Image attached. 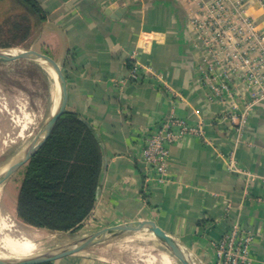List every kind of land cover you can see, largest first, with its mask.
I'll list each match as a JSON object with an SVG mask.
<instances>
[{
    "label": "crops",
    "instance_id": "obj_1",
    "mask_svg": "<svg viewBox=\"0 0 264 264\" xmlns=\"http://www.w3.org/2000/svg\"><path fill=\"white\" fill-rule=\"evenodd\" d=\"M35 1L45 18L32 45L60 66L65 110L92 125L102 149L86 221H153L193 264H215L216 242L239 226L254 237L251 264H264V98L240 126L231 115L247 97L208 99L199 80L206 53L190 18L212 0ZM243 2L264 32V0ZM131 55L144 69L139 82L127 79ZM171 116L203 133L170 146L165 178L155 183L141 160L143 139ZM75 256L56 264H112Z\"/></svg>",
    "mask_w": 264,
    "mask_h": 264
},
{
    "label": "rangeland",
    "instance_id": "obj_2",
    "mask_svg": "<svg viewBox=\"0 0 264 264\" xmlns=\"http://www.w3.org/2000/svg\"><path fill=\"white\" fill-rule=\"evenodd\" d=\"M235 2V0H227L226 9L223 12L213 8L215 0L201 1L196 13L190 18V21L200 22L202 30L197 26L196 28L200 30L201 35L209 37L211 60L217 59L215 55L222 54L221 64L230 61L232 65L235 62V59L230 58V54L234 51L220 53L226 44L219 42L221 32L218 28L223 29L224 27L220 26L221 23L226 25L230 19L232 20ZM241 3L244 9L243 0ZM244 14L247 15L245 12ZM36 19L14 0H0V51L21 48L33 49L48 55L45 50L40 51L38 45L36 47L32 45L34 38L38 36L40 26L37 25ZM250 19L253 21L252 17ZM212 21H216L215 26H208V23ZM218 22L220 24H217ZM193 28L195 30L194 26ZM215 30V37L218 39L212 40ZM195 32L199 44L208 51L198 32L196 30ZM249 48L250 45L246 42L242 50ZM43 67L46 66L27 59L0 62V168L15 162L32 143L40 139L44 125L53 111L57 98L55 80ZM239 87V93L236 96L247 97L245 87L243 85ZM23 173L24 165L5 179L0 192V214L8 224L12 225L16 233L28 230L47 235L41 239L39 253H55L73 245L86 235L104 228L91 220L84 221L77 230L72 232H51L23 222L16 213L17 194ZM161 252H166L170 256L171 264H182L160 240L140 232L114 233L67 256L80 255L88 263L99 261L112 264H147L148 260L153 259L151 264H160L158 257ZM58 260L54 262L58 263Z\"/></svg>",
    "mask_w": 264,
    "mask_h": 264
},
{
    "label": "built area",
    "instance_id": "obj_3",
    "mask_svg": "<svg viewBox=\"0 0 264 264\" xmlns=\"http://www.w3.org/2000/svg\"><path fill=\"white\" fill-rule=\"evenodd\" d=\"M226 1L215 0L213 8L224 12ZM235 1L232 20L230 19L226 25L221 23L220 26H223V29L218 27L221 32L219 42L226 44L220 53L234 51L230 54V58L235 59L234 64L230 65V61L221 64L222 54L215 55L217 59L211 60L209 37L200 34L202 30L200 22L192 20L191 23L200 35L205 48L208 49V51L205 50L204 64L199 68V80L208 90V99L233 100L239 93L240 85L247 90L246 109L239 114L232 113L231 115L234 120L239 118L240 126L244 123L248 109L264 98V33L256 27L249 15L244 14L241 0ZM215 22H209L208 26H215ZM215 32L216 30L212 40L218 39L215 37ZM246 42L250 48L242 50ZM227 59L230 60L229 57ZM143 73L144 69L135 60L134 55H131L127 79L139 82L143 78ZM187 133L202 136L203 132L201 126L191 125L183 118L171 116L145 135L140 153L141 160L152 171L155 183H161L165 178L170 146ZM228 168L235 169L233 160L229 162ZM253 239V235L241 227H231L216 242L215 264H251L250 248Z\"/></svg>",
    "mask_w": 264,
    "mask_h": 264
},
{
    "label": "trees",
    "instance_id": "obj_4",
    "mask_svg": "<svg viewBox=\"0 0 264 264\" xmlns=\"http://www.w3.org/2000/svg\"><path fill=\"white\" fill-rule=\"evenodd\" d=\"M14 2L34 15L37 25L43 22L44 13L35 0ZM102 157L92 125L76 112L63 111L47 139L24 164L17 216L51 232L77 230L94 208Z\"/></svg>",
    "mask_w": 264,
    "mask_h": 264
},
{
    "label": "water",
    "instance_id": "obj_5",
    "mask_svg": "<svg viewBox=\"0 0 264 264\" xmlns=\"http://www.w3.org/2000/svg\"><path fill=\"white\" fill-rule=\"evenodd\" d=\"M17 59H27L35 62L44 64L54 74V80L57 85V98L53 108V111L47 119L42 136L39 140L32 143L23 154L13 163L4 166L0 170V181L10 177L19 167L24 165L27 160L39 149L44 143L49 134L51 133L58 117L65 111L66 102V87L65 78L60 69V66L50 56L37 52L33 49L26 50L21 48H11L8 50L0 51V62L13 61ZM147 230L152 232L155 237L160 240L167 249L182 263V264H193L186 256L184 250L180 247L178 242L174 240L170 235L160 229L153 221H130L120 223L108 227H104L98 231L90 233L85 237L78 240L73 245H70L64 249H61L52 254L39 253L30 257L15 261H0V264H37L47 261H55L64 256L78 252L94 242L104 238L105 236L112 235L119 232H137Z\"/></svg>",
    "mask_w": 264,
    "mask_h": 264
},
{
    "label": "bare ground",
    "instance_id": "obj_6",
    "mask_svg": "<svg viewBox=\"0 0 264 264\" xmlns=\"http://www.w3.org/2000/svg\"><path fill=\"white\" fill-rule=\"evenodd\" d=\"M43 68L51 77L54 76L53 72L49 68ZM55 89L57 94L56 82ZM2 168H0V170ZM4 182L5 180L0 181V192L4 186ZM137 232L146 233L155 237L152 232L147 230ZM43 236L47 235L28 230L17 231L16 233L12 228V225L8 224V222L0 214V261H15L38 254L41 251V239ZM158 259L160 264H171L170 256L166 252H161ZM152 262L153 259H150L147 264H151Z\"/></svg>",
    "mask_w": 264,
    "mask_h": 264
}]
</instances>
